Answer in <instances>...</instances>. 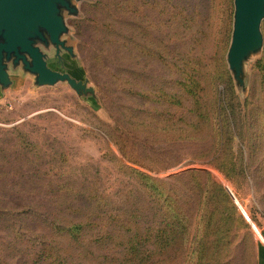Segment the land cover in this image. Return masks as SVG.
I'll return each mask as SVG.
<instances>
[{"label":"rangeland","instance_id":"1","mask_svg":"<svg viewBox=\"0 0 264 264\" xmlns=\"http://www.w3.org/2000/svg\"><path fill=\"white\" fill-rule=\"evenodd\" d=\"M122 1L128 7L125 50L112 46L107 56L96 58L107 43L101 22L107 21L112 2L85 0L74 2L77 15L66 18L69 34L63 38L74 56L62 51L60 60L53 53L47 60L54 71L85 82L93 95L79 96L66 83L36 87L30 76L12 75L16 94L0 102V174L10 176L0 179V190L34 192L43 204L48 198L43 194L65 183L70 193L95 186L119 201L123 186L134 188L129 171L136 170L163 180L169 189L192 192L189 204L177 211L189 217L186 239L200 240L205 248L202 261L189 264H259L258 247L264 248V19L263 47L244 64L240 87L226 62L233 0ZM164 45L166 59L148 55L149 50L162 52ZM182 53L197 60L190 66ZM182 65L199 72L197 104L181 86ZM159 89L176 99L161 100ZM228 105L233 108L226 110ZM24 137L42 158L35 164L26 165L21 154ZM55 151L65 155L56 168L49 162ZM2 157L15 163L11 172ZM38 172L61 176L39 182L19 178ZM21 197H0V208L16 207ZM152 215L144 212V225ZM6 236L0 230V240ZM183 256L169 264H187Z\"/></svg>","mask_w":264,"mask_h":264},{"label":"trees","instance_id":"2","mask_svg":"<svg viewBox=\"0 0 264 264\" xmlns=\"http://www.w3.org/2000/svg\"><path fill=\"white\" fill-rule=\"evenodd\" d=\"M111 2L112 8L106 7L107 21L101 22L107 43L102 50H98V60L107 56L112 46L125 50L129 44L123 28L127 4L122 0ZM154 53L149 50L148 55L158 60L169 56L165 45L162 52ZM184 53L180 54L182 61L186 62L189 58L187 62L191 66L198 56ZM178 73L183 76L181 86L184 92L194 97L196 104L199 103V72L195 66L189 70L186 65L179 66ZM158 92L161 100L168 99L171 103L176 97L162 89ZM217 97L215 93V102ZM201 108L202 105L198 109ZM232 108L228 105L226 110ZM197 112L199 118H205V114ZM22 142L20 147L24 151L21 154L26 158V165L42 159L35 156L25 137ZM63 158L64 153L55 151L49 162L56 168L63 163ZM1 159L10 164L11 172V166L15 163H10L7 157ZM129 172L133 174L135 186L131 189L125 185L120 192H115L119 201L112 200L109 194L97 190L95 186L91 189L83 186L70 193L64 182V186H57V190L43 194L48 197L43 204L42 200L36 202L34 192L20 190L9 194L7 189L0 190L3 199L6 196H22L18 201L21 203H17L16 207L0 208V230L7 233V238L1 237L0 240V264H169L180 254L184 255L187 264L202 261L200 256L205 246L199 244L200 240L192 243L186 239L189 217L178 212L179 208L189 204L188 197L191 198L192 192L189 195L183 191L177 192L174 187L169 189L163 180L153 179L132 169ZM8 175L7 172L2 173L0 179L4 176L9 178ZM60 176L38 172L34 177L22 174L19 178L23 182H34L36 178L39 182ZM146 210L152 211L153 215L152 220L144 225ZM195 236H198L197 230Z\"/></svg>","mask_w":264,"mask_h":264},{"label":"water","instance_id":"3","mask_svg":"<svg viewBox=\"0 0 264 264\" xmlns=\"http://www.w3.org/2000/svg\"><path fill=\"white\" fill-rule=\"evenodd\" d=\"M85 0H0V89L11 85L10 75L21 73L33 79L34 86L66 83L77 95L91 96L92 88L68 73L47 65L49 54L60 60L67 44L66 18L77 15L74 2ZM232 32L226 62L236 84L244 86V64L263 47L261 23L264 0H233Z\"/></svg>","mask_w":264,"mask_h":264},{"label":"crops","instance_id":"4","mask_svg":"<svg viewBox=\"0 0 264 264\" xmlns=\"http://www.w3.org/2000/svg\"><path fill=\"white\" fill-rule=\"evenodd\" d=\"M21 77H27L25 75H22L21 73H18ZM10 80H11V85L7 90H1L0 89V102L6 100L9 97H12L16 94V88L14 87L15 80L13 79L12 74L10 75ZM247 219V218H246ZM248 221V219H247ZM259 234V233H258ZM264 247V246H263ZM258 257L260 258V263L259 264H264V248H259L258 247Z\"/></svg>","mask_w":264,"mask_h":264},{"label":"built area","instance_id":"5","mask_svg":"<svg viewBox=\"0 0 264 264\" xmlns=\"http://www.w3.org/2000/svg\"><path fill=\"white\" fill-rule=\"evenodd\" d=\"M249 220V219H248ZM262 245L264 246V240L262 239Z\"/></svg>","mask_w":264,"mask_h":264},{"label":"bare ground","instance_id":"6","mask_svg":"<svg viewBox=\"0 0 264 264\" xmlns=\"http://www.w3.org/2000/svg\"><path fill=\"white\" fill-rule=\"evenodd\" d=\"M244 216L246 217V214H244Z\"/></svg>","mask_w":264,"mask_h":264}]
</instances>
